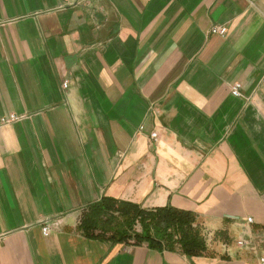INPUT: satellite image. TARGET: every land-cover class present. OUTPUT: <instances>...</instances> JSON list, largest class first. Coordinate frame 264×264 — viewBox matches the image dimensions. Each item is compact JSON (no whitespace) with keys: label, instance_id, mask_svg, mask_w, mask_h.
Masks as SVG:
<instances>
[{"label":"crops","instance_id":"crops-1","mask_svg":"<svg viewBox=\"0 0 264 264\" xmlns=\"http://www.w3.org/2000/svg\"><path fill=\"white\" fill-rule=\"evenodd\" d=\"M103 195L194 212L207 250L86 237ZM262 254L264 0H0V264Z\"/></svg>","mask_w":264,"mask_h":264},{"label":"trees","instance_id":"trees-1","mask_svg":"<svg viewBox=\"0 0 264 264\" xmlns=\"http://www.w3.org/2000/svg\"><path fill=\"white\" fill-rule=\"evenodd\" d=\"M80 216L78 230L102 242L145 243L158 251L178 249L187 257L207 250L196 214L169 204L146 209L135 202L103 195L85 207Z\"/></svg>","mask_w":264,"mask_h":264},{"label":"built area","instance_id":"built-area-1","mask_svg":"<svg viewBox=\"0 0 264 264\" xmlns=\"http://www.w3.org/2000/svg\"><path fill=\"white\" fill-rule=\"evenodd\" d=\"M209 31L210 32H213V33H217V34L218 33L225 34L226 33L225 32L226 31V27L221 26V25H218V26L213 25V26L210 27ZM67 84H68V82L63 81V87L64 88L67 87ZM240 87H241L240 82H238V81L234 82V84H232L231 87H230L231 94L233 96L242 97L243 94L240 91ZM18 118H19V116L15 115V114H11V115H9L7 117H3L1 119V123L6 124V123H9L12 120H16ZM150 137L153 138V139H155L156 138V132H151L150 133ZM246 222L247 223H251L252 222V217H247L246 218ZM41 231L43 232L44 235L45 234H48L49 233V225L48 224H45L42 227ZM237 245L238 246H241V247H245L247 249H250L251 251H254L256 249L255 243H253L252 240L245 239V238H239V240H237ZM259 262H260V264H264V254H262V255L259 256Z\"/></svg>","mask_w":264,"mask_h":264},{"label":"rangeland","instance_id":"rangeland-1","mask_svg":"<svg viewBox=\"0 0 264 264\" xmlns=\"http://www.w3.org/2000/svg\"><path fill=\"white\" fill-rule=\"evenodd\" d=\"M81 213H82V212H81ZM81 213H80V215H81ZM135 228H136L138 231L141 230V229H140V225H139V223H136Z\"/></svg>","mask_w":264,"mask_h":264}]
</instances>
